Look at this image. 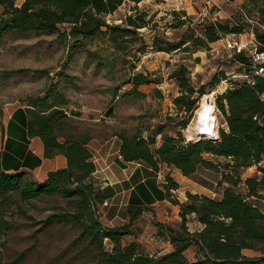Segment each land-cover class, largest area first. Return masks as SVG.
Wrapping results in <instances>:
<instances>
[{"label": "rangeland", "instance_id": "obj_1", "mask_svg": "<svg viewBox=\"0 0 264 264\" xmlns=\"http://www.w3.org/2000/svg\"><path fill=\"white\" fill-rule=\"evenodd\" d=\"M13 1L20 7L25 0ZM242 9L255 22L248 21ZM128 15H133L144 26L138 34H118L124 46L121 50L104 36L81 42L69 38L61 40L57 32L8 31L1 36L0 149L5 135L6 110L13 105L31 106L40 112H49L53 104L61 107L67 116L55 124L61 141L69 135H87L95 144L106 139L108 144L115 140L117 145L121 133H139L154 137L157 142L154 148H158L163 137L173 136L177 129L185 142H191L187 139L193 138L188 132L189 123L195 119L203 95L215 91L212 101L217 132L220 134L221 127H227L217 107V94L231 87L229 80H249L256 70L255 57L260 47L257 34L264 32V0L125 1L107 16V22L125 27L123 21ZM216 19L231 27L239 21L244 28L241 32L222 33L219 40L205 47L192 46V36H202L203 22ZM66 26L60 27L65 30ZM185 39L188 42L182 47L167 50L171 44ZM239 52L252 64L241 63L237 59ZM177 72L182 75V81L175 75ZM216 75L220 83L213 85L210 82ZM136 76L142 83L138 86L133 83ZM191 88L194 93L188 91ZM183 93L198 99L188 113L180 112L175 103V98ZM44 97L45 102L41 100ZM182 120L188 122L186 128L178 126ZM227 161L224 159L222 163ZM263 164L264 160L259 165ZM134 166L131 164V168ZM166 166L172 168L160 164L162 183L168 175L177 174L173 172L175 166L171 170ZM171 193L169 202L160 203L152 212L138 216L128 227L131 234L122 237L123 245L136 242L140 251L151 256H161L175 248L168 242L166 231L168 226L180 230L181 221L176 213H171L176 201H187L188 193L182 194V188L180 191L174 188ZM13 197L16 202L3 208L8 225L0 230V264H99V252L87 237H81L73 219H56L45 224L48 216L71 210L66 200L55 196L21 202L17 194ZM100 214L107 226L102 206ZM166 214L172 218L168 219ZM190 220L188 227L193 229L196 225L193 218ZM104 246L112 250L113 244L106 239Z\"/></svg>", "mask_w": 264, "mask_h": 264}, {"label": "trees", "instance_id": "obj_2", "mask_svg": "<svg viewBox=\"0 0 264 264\" xmlns=\"http://www.w3.org/2000/svg\"><path fill=\"white\" fill-rule=\"evenodd\" d=\"M125 1L140 3L142 0H25L20 7H16L13 0H0V38L8 31L57 32L59 39L69 38L74 42L104 36L121 50L124 46L118 34H138L140 27L144 26L133 15L125 17V27L107 22V16L118 10ZM62 25H67L65 30L61 29ZM243 28L239 21L231 27L229 23L217 19L205 20L202 36H192L190 44L196 48L205 47L209 42L219 40L222 33L241 32ZM257 35L259 53L264 52V32ZM187 42L185 39L171 44L167 50L178 49ZM237 59L244 65L252 64L242 52L237 54ZM256 64L258 66L250 74L249 80L231 79V87L217 94V107L227 126L221 127L217 141L211 140L217 136L207 135L199 140L186 137L191 142H185L181 131L177 129L175 135H165L163 143L154 148L157 142L152 136L145 137L139 133L119 135L120 155L123 158L119 163L122 166L125 162L134 161L158 172L162 163L175 166L189 176L202 165L220 171V183L228 185L220 200L189 192L187 201H176L180 205L181 227L180 230L167 228L175 246L173 251L151 256L140 251L136 242L123 245L122 237L131 234L128 227L145 209L150 208V200L165 196L171 198V192L178 188V183L168 175L166 182L159 185L155 178L136 184L128 207L130 223L106 226L100 208L105 201L114 198L118 190L116 186L95 176L96 162L89 147L91 137L69 135L63 141L60 140L55 124L67 116L56 104L49 106V112L36 111L30 106L27 109V131L32 137L42 138L46 157L62 154L68 160V165L49 172L47 179L37 181L26 172H5L0 161V230L8 225L4 220L6 210L3 208L16 202L14 194L18 195L21 202L59 196L68 202L72 211L56 212L45 219V224L56 219H73L81 237H87L90 245L99 252V264H264V213L246 200L249 196L264 199V164L259 165L264 160V69L257 73L261 67L264 68V63ZM179 73L175 75L182 81L183 77ZM139 78H133L135 86L142 84ZM210 83H220L219 77L214 76ZM188 91L194 93L193 88ZM45 99L41 100L45 102ZM197 100L183 93L175 98V103L180 112L188 113ZM112 111L110 108L108 112ZM187 124L186 120H182L178 126L186 128ZM204 154L222 156L228 161L215 163ZM255 165H259L257 172L243 179V172ZM139 175L138 170L134 179ZM241 183L246 186L247 194L237 190ZM193 213L203 229L188 230L187 223ZM106 239L113 244L112 250L105 248ZM191 246L197 248V258L193 261L184 254ZM245 249H253L258 255L250 257L244 253Z\"/></svg>", "mask_w": 264, "mask_h": 264}, {"label": "crops", "instance_id": "obj_3", "mask_svg": "<svg viewBox=\"0 0 264 264\" xmlns=\"http://www.w3.org/2000/svg\"><path fill=\"white\" fill-rule=\"evenodd\" d=\"M28 108L31 107L27 105H13L7 108V120L4 129L5 135L0 149V161L3 170L7 173L26 172L29 175H32L35 180L43 181L48 178L49 172L67 167L68 160L62 154H57L52 158L46 157L45 145L42 138L40 136L32 137L29 135L27 131L29 119L27 111ZM93 140L94 139L91 138L89 141V147L93 153L97 167L94 174L97 178L105 180L107 183L116 186L118 190L115 197L108 201V204L102 205L103 217L108 221V227L123 226L126 223L129 224L131 218L129 217L128 207L130 205V198L132 191L134 190V186L138 183L146 182L148 178L149 180L155 178L157 185L162 184L163 181L160 182L159 180L161 170L154 172L151 168L146 167L142 163L134 161H129V163L125 162L122 166L119 163V160L123 159L120 155V141H117L116 145V141L114 140V143L110 145L108 144L109 140L106 139L101 141L97 140L98 142L96 144ZM206 155L208 156V158L205 156L207 159L212 160L215 163L223 162V160L226 159L222 156H213L211 154ZM131 164H135L134 168H131ZM253 167L254 166H250L243 172V179L249 178V176H252L257 172V168L253 169ZM166 168L168 167L166 166ZM172 168H168V170H171ZM138 170L140 171V175L137 179H134L135 173ZM174 171L177 172V174H171V177L178 183L177 190L180 191L181 188L184 190V193L182 194L189 192L201 195L205 194L212 199L220 200L223 197L225 188L228 187L226 183H220L222 178V173L220 171L218 172L202 165L198 166L196 172L189 176L184 175L183 172L176 167L173 168V172ZM237 190L243 194H247L246 186L243 183L239 184ZM246 200L250 201L264 213V199L249 196ZM150 202V208L145 209L141 216L144 215L145 212H152L154 210V206L163 202H169V200L168 197L165 196L160 199L154 198L150 200ZM173 210L174 211L171 215L176 213L179 218V222L181 221L182 223L180 205L176 204L175 209ZM165 217L168 219L172 218L171 216V218L169 217V214H166ZM191 218H193L195 222L194 225L196 226L193 229L188 227L189 231L203 229V225L199 222L194 213L190 215L187 226H189ZM120 220L122 222H120ZM164 227L167 228V226ZM168 227L173 228L172 226ZM166 232L168 235V242L172 244L169 232ZM174 249L175 248H173L172 251ZM244 253L250 257L258 255V253L253 249H245ZM184 254L188 260H196V247L191 246L184 251Z\"/></svg>", "mask_w": 264, "mask_h": 264}, {"label": "bare ground", "instance_id": "obj_4", "mask_svg": "<svg viewBox=\"0 0 264 264\" xmlns=\"http://www.w3.org/2000/svg\"><path fill=\"white\" fill-rule=\"evenodd\" d=\"M214 94L215 91L203 95L201 107L196 110L195 119L189 123L188 132L195 139L199 140L207 135L218 137L219 132H217L218 126L215 117V106L212 101L215 97Z\"/></svg>", "mask_w": 264, "mask_h": 264}, {"label": "built area", "instance_id": "obj_5", "mask_svg": "<svg viewBox=\"0 0 264 264\" xmlns=\"http://www.w3.org/2000/svg\"><path fill=\"white\" fill-rule=\"evenodd\" d=\"M211 1L215 2V0H211ZM224 1H229V0H224ZM242 13H243V15L245 14L248 21L255 22L251 18L247 17L245 10L242 9ZM256 23L259 25L261 24L260 22H257V21H256ZM255 62H257L258 64L264 63V52H260V53L256 54ZM263 69L264 68L261 67L260 71H257V73H260L261 71H263ZM105 203L108 204V201H105Z\"/></svg>", "mask_w": 264, "mask_h": 264}, {"label": "water", "instance_id": "obj_6", "mask_svg": "<svg viewBox=\"0 0 264 264\" xmlns=\"http://www.w3.org/2000/svg\"><path fill=\"white\" fill-rule=\"evenodd\" d=\"M219 137H220V134H218V137H213V139H211V140L217 141ZM204 138H206V137H204ZM207 139H210V138H207Z\"/></svg>", "mask_w": 264, "mask_h": 264}]
</instances>
